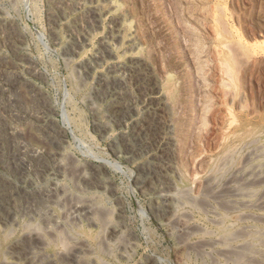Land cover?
Returning <instances> with one entry per match:
<instances>
[{"label":"rangeland","instance_id":"obj_1","mask_svg":"<svg viewBox=\"0 0 264 264\" xmlns=\"http://www.w3.org/2000/svg\"><path fill=\"white\" fill-rule=\"evenodd\" d=\"M57 2L60 12L50 18V9ZM93 9L97 15L92 14ZM0 16L10 26L0 29V66L12 74L20 73L19 87L11 91V100H1L9 108L0 110V215L8 220L6 223L0 218V264L9 256L15 238L20 239L33 229L36 231L32 232L40 230L42 219L38 210L47 203L65 225L57 229L59 235L47 237L46 248L50 252L65 254L69 250L66 237L72 234L87 240L102 259L100 264H144L148 258L155 264H232L238 254L233 249L242 239L238 227L245 222L231 211L223 215L222 225L210 222L215 217L210 204L199 198L212 195L209 184H224L232 180L236 170L247 168L255 150L264 166V0H0ZM49 28L55 29L54 36ZM103 40L109 43V49L104 48ZM87 61L89 67L84 66ZM30 64L36 71L28 69ZM135 68L140 69L134 72ZM153 82L158 83L155 89ZM34 87L47 100L50 109L46 120L53 119V124L43 126L37 133L29 130L28 125L19 124L22 133L5 134L4 125L18 121L14 115L17 108L40 104L31 92ZM156 90L157 95H163L165 104H158L151 97ZM135 121L151 129L139 134ZM56 125L63 132L56 134ZM157 132L159 136L155 138ZM12 140L42 148L43 159L34 160L29 172L19 170ZM54 161L69 163L64 174H57ZM139 161L145 166L143 171L137 168ZM102 165L104 170L95 179L92 175ZM74 171L86 175L87 182L95 179L99 186H89ZM149 175L154 176L160 188L169 184L176 187L169 192L171 212L186 213L196 226L195 232H182L170 219L171 212L152 206ZM145 179L147 188H142L140 183ZM7 185L14 187L11 196L3 194ZM52 188L56 189L59 202L51 203L53 200L44 195ZM182 198L187 199L186 204L181 202ZM77 199L93 200L98 206V225L88 226L69 217V201ZM63 201L68 203L64 205ZM117 202L123 206V227L114 241L108 242L103 230L107 221L115 220L113 210ZM12 217L14 221H10ZM263 223L259 222L262 227ZM128 237L132 248L120 257L118 247ZM218 239L222 240L219 244L214 242ZM212 241L216 250L229 249L230 255H218L216 250L215 253ZM183 242L191 243L187 245L188 251L179 248ZM193 247L199 250L194 251Z\"/></svg>","mask_w":264,"mask_h":264},{"label":"bare ground","instance_id":"obj_2","mask_svg":"<svg viewBox=\"0 0 264 264\" xmlns=\"http://www.w3.org/2000/svg\"><path fill=\"white\" fill-rule=\"evenodd\" d=\"M52 1V0H51ZM101 2V1H100ZM108 3V2H107ZM58 2L53 4L51 9H50V18L51 17H56L57 13L60 12L59 10V6H58ZM80 5V4H79ZM64 7V6H63ZM93 7V6H92ZM109 7V6H108ZM86 8V7H85ZM89 8V7H88ZM97 9V8H96ZM96 9H93L92 10V14H95L97 15V11ZM86 10V9H85ZM106 11V10H105ZM104 11V12H105ZM91 13V12H90ZM92 17V16H91ZM64 18V17H63ZM78 18V17H77ZM116 18V17H115ZM72 19V18H71ZM97 19V18H95ZM55 20V19H54ZM77 20V19H76ZM79 20V19H78ZM115 20V19H114ZM75 21V20H74ZM9 22V21H8ZM2 16H0V29L3 30L4 28H6L7 26H9V23H8ZM104 22V21H103ZM126 22V21H124ZM13 24V22H12ZM11 24V25H12ZM62 24V23H61ZM120 24V23H119ZM122 24V23H121ZM125 24V23H124ZM67 25V24H66ZM77 25V24H76ZM80 25V24H79ZM113 25V23H112ZM115 25V24H114ZM71 26V25H70ZM234 26V25H233ZM12 27V26H11ZM74 27V26H73ZM124 27V26H123ZM235 27V26H234ZM10 28V26H9ZM113 28V27H112ZM12 29V28H11ZM50 29V33L52 36L55 35V29L54 28H49ZM113 30V29H112ZM122 30V28H121ZM120 30V31H121ZM5 31V30H4ZM11 31V30H10ZM72 31V30H71ZM119 31V32H120ZM1 32V31H0ZM7 32V31H6ZM13 32V31H11ZM114 32V31H113ZM8 33V32H7ZM106 33V32H105ZM109 33V32H107ZM238 33V31H237ZM129 34V33H128ZM235 34V33H234ZM6 35V33H5ZM111 35V34H110ZM239 35V34H238ZM9 36V35H8ZM15 36V34H14ZM77 36V35H76ZM119 36V35H118ZM235 36V35H234ZM240 36V35H239ZM242 36V35H241ZM240 36V38H241ZM6 37V36H5ZM75 37V36H74ZM105 37V36H104ZM116 37V35H115ZM120 37V36H119ZM1 38V37H0ZM3 38V37H2ZM15 38V37H14ZM54 38V37H53ZM89 38V37H88ZM239 38V37H238ZM17 39V38H16ZM15 39V40H16ZM22 39V38H21ZM85 39V38H84ZM11 40V39H10ZM19 40V39H18ZM98 40V39H97ZM240 40V39H239ZM73 41H76V40H73ZM86 41V40H84ZM12 42V41H11ZM20 42V41H19ZM22 42V41H21ZM79 42V41H78ZM113 42V41H112ZM244 42H246L244 40ZM5 43V42H4ZM103 46L105 49H107L109 47V43L106 41V40H103L102 42ZM263 43V42H262ZM12 44V43H11ZM77 44V43H75ZM114 44V43H113ZM112 44V45H113ZM248 44V42H247ZM5 45V44H4ZM9 45H10V42H9ZM100 45V44H99ZM101 45V46H102ZM3 46V45H2ZM1 46V47H2ZM17 46V45H16ZM11 47V46H10ZM130 47V46H129ZM252 47V46H251ZM254 47V46H253ZM103 48V50H104ZM98 49V48H97ZM102 49V48H100ZM109 49V48H108ZM253 49V48H252ZM124 50V49H123ZM251 50V49H250ZM69 51V50H68ZM88 51V50H87ZM97 51V50H96ZM101 51V50H100ZM136 52V51H135ZM261 52V51H260ZM112 53V52H111ZM251 53V52H250ZM12 54V53H11ZM18 54V53H17ZM254 54V53H253ZM96 56V55H95ZM26 58V57H25ZM89 58V57H87ZM91 58V57H90ZM17 59H18V56H17ZM24 59V57H23ZM126 59V58H125ZM133 59V58H132ZM138 59V58H136ZM140 59V58H139ZM21 60V59H20ZM86 60V59H85ZM82 61V60H81ZM80 61V62H81ZM128 61H129V57H128ZM137 61V60H136ZM143 61V60H142ZM141 61V62H142ZM139 62V60L137 61ZM10 63V62H9ZM112 63V62H111ZM134 63V62H133ZM146 63V62H145ZM13 64V63H11ZM32 64V63H31ZM30 64V67H28L29 70L31 71H36V68L33 66H31ZM77 64H79V62L77 61ZM115 65V63H112ZM110 64V65H112ZM119 64V63H118ZM132 64V63H131ZM140 64V63H139ZM144 64V63H143ZM91 65V64H90ZM120 65V64H119ZM23 66V65H22ZM84 66H87L89 67V63L87 61V63L85 62ZM92 66V65H91ZM108 66V65H107ZM137 66V65H136ZM140 67V66H139ZM144 67V66H143ZM146 67V66H145ZM9 68V67H8ZM19 68V66H18ZM108 68V67H107ZM114 68V67H113ZM123 68V67H122ZM126 68V67H125ZM130 68V67H129ZM24 69V68H23ZM84 69V68H83ZM109 69V68H108ZM111 69V68H110ZM124 69V68H123ZM140 69V68H139ZM139 69H134L133 71L136 72L137 70ZM122 70V69H121ZM132 70V68L130 69ZM141 71V70H140ZM29 72V71H28ZM33 73V72H32ZM100 73V72H99ZM123 74V73H122ZM143 74V73H142ZM38 75V74H37ZM99 75V74H98ZM102 75V74H100ZM99 75V77H100ZM129 75V74H128ZM132 75V74H131ZM145 75V73H144ZM143 75V76H144ZM135 76V75H134ZM140 76V75H139ZM147 76V75H146ZM137 77V76H136ZM141 77V76H140ZM149 77V76H148ZM154 77V76H153ZM19 78H20V73L17 71H14V73L12 74L11 72H9V70L5 67V66H0V110L1 108H5L4 110H7L8 111V108L9 106L6 105L8 103H3L1 102L2 98H5V100L7 102H9L11 100V96H13V94L11 95V91L18 88V83L20 82L19 81ZM102 78V77H101ZM104 78V77H103ZM109 79V78H108ZM140 79V78H139ZM152 79V78H151ZM154 79V78H153ZM102 80V79H101ZM113 80V79H111ZM121 80V79H120ZM156 80V79H155ZM23 81V80H22ZM24 81H27V80H24ZM110 81V80H109ZM114 81V80H113ZM153 81V80H152ZM30 84V83H28ZM156 84L158 83H155L153 82V85H154V89L157 88ZM32 85V84H31ZM25 86V85H24ZM146 86V85H145ZM36 87V86H35ZM32 88L31 89V92L36 95L38 102L40 103L39 105H34L36 106V108L31 107V108H23V109H18L16 110V113L14 114L15 116H17V122L16 123H13L12 121L9 122V123H6V125H4V132L5 134L9 135V136H13L15 134H17L18 132H20L21 130V127H19V124L22 126L24 125H28L29 126V130H32L33 133H37L39 131H41L42 129H44L45 126L47 125H51L53 124V119H52V122L51 121H47L46 120V113L47 111H49L50 109V106L48 105V103L45 101V99H43V97H41L40 94L42 93H38L39 91H37L36 89ZM143 87V86H142ZM159 87V86H158ZM172 87V86H171ZM31 88V87H30ZM152 88V89H153ZM150 90V89H148ZM17 91V90H16ZM16 94V93H15ZM30 94V93H29ZM154 94L156 95H151V97L154 98V100H157L158 104L160 103H164L165 104V101H164V97L163 95H161V93H159L157 95V90L154 91ZM11 95V96H10ZM20 95V94H19ZM18 95V96H19ZM32 95V96H34ZM30 97V96H29ZM35 97V96H34ZM30 99V98H29ZM33 99V97H32ZM23 100V99H22ZM41 100V102L39 101ZM152 100V101H154ZM4 101V100H3ZM15 101V100H13ZM24 101V100H23ZM22 101V102H23ZM150 101V100H149ZM14 103V102H13ZM17 103V102H16ZM20 103V101H19ZM148 103V102H147ZM167 103V102H166ZM154 104V103H153ZM168 104V103H167ZM15 105V104H14ZM30 105V104H29ZM151 105V104H150ZM11 106V105H10ZM16 106H19V105H16ZM26 106V105H25ZM164 106V105H163ZM161 106V107H163ZM13 107V106H11ZM27 107V106H26ZM30 107V106H29ZM149 107V106H148ZM15 108V106H14ZM151 109V108H150ZM155 109H158V108H155ZM165 109V108H164ZM13 110V109H12ZM6 111V112H7ZM15 112V111H14ZM148 112V111H147ZM10 113V112H9ZM3 114V113H2ZM151 114V113H149ZM148 115V114H147ZM154 115V114H153ZM9 116V114H8ZM12 116V115H11ZM150 116V115H149ZM143 118V117H142ZM151 118V116H150ZM137 119V118H136ZM135 119V120H136ZM155 119V118H154ZM16 120V119H15ZM51 120V119H50ZM143 120V119H142ZM3 121V120H2ZM6 121V119H5ZM8 121V119H7ZM134 121V119H133ZM141 121V120H140ZM151 121V119H150ZM159 121V120H158ZM15 122V121H14ZM122 122V121H121ZM143 122V121H142ZM153 122V120H152ZM155 122V121H154ZM153 122V123H154ZM27 123V124H26ZM136 123V121L134 122V124ZM152 123V124H153ZM157 123V121H156ZM151 124V123H150ZM160 124V123H158ZM6 126V127H5ZM44 126V127H43ZM148 126H149V123H148ZM151 126V125H150ZM48 127V126H47ZM137 127V132L139 134L143 133L145 131L146 133V130L147 129H151V128H147V126H145L144 124H141V123H136V126ZM153 127H157V126H153ZM2 128V129H3ZM27 128V126H26ZM28 129V128H27ZM52 129V128H51ZM154 129V128H153ZM54 130V129H53ZM65 130V128H64ZM156 130V129H154ZM160 130V128H159ZM30 131V132H32ZM50 131V130H49ZM150 131V130H149ZM162 131V130H161ZM48 132V131H47ZM55 132H57L56 134L58 133H61L63 132V129L61 126L59 125H56L55 127ZM65 132V131H64ZM148 132V131H147ZM2 133V132H1ZM22 133V132H20ZM19 133V134H20ZM48 134V133H47ZM121 134V133H120ZM148 134V133H147ZM150 134V133H149ZM148 134V135H149ZM154 134V133H153ZM3 135V134H2ZM6 135V136H7ZM26 135V134H25ZM51 135H54V134H51ZM125 135V134H124ZM123 135V138H125ZM127 135V134H126ZM125 135V136H126ZM23 136V135H21ZM32 136V135H31ZM34 136V135H33ZM42 136V134H41ZM159 136V132H157V134L155 133V138H157ZM3 137V136H2ZM15 137V136H14ZM29 137V136H28ZM44 137V136H43ZM152 137V136H151ZM162 137V136H161ZM160 137V138H161ZM7 138V137H6ZM13 138V137H12ZM11 138V139H12ZM27 138V137H26ZM38 138V137H37ZM150 138V136H149ZM154 138V139H155ZM159 138V139H160ZM8 139H10L8 137ZM17 139H18V136H17ZM22 139V138H21ZM33 139V138H32ZM43 139V138H42ZM4 140V139H3ZM27 140V139H26ZM35 140V139H34ZM33 140V141H34ZM48 140V139H47ZM30 141V140H28ZM38 141V140H37ZM41 141V140H40ZM46 141V140H45ZM149 141H152L149 140ZM254 141V140H253ZM57 142V141H56ZM164 142V140H163ZM166 142V141H165ZM255 142V141H254ZM8 143V142H7ZM6 144V143H5ZM12 144H13V147L14 149L16 150V153L15 155L13 156L14 158L17 159V162H18V166H19V170H24V171H28L29 167H31L32 165V162H34V160H40V159H43V151L40 149V147H36V146H32L31 144L26 143L24 141H15L13 142L12 140ZM1 145V143H0ZM165 145V144H164ZM2 146V145H1ZM0 146V147H1ZM255 147V146H254ZM253 147V148H254ZM252 150H255L253 149ZM9 149V148H8ZM12 149V148H11ZM47 149V148H46ZM61 149V148H60ZM64 149V148H63ZM2 150V149H1ZM62 150V149H61ZM6 151V150H5ZM46 151V150H45ZM1 153V151H0ZM7 153V152H6ZM10 153V152H8ZM52 153H54L52 151ZM61 153V152H60ZM249 153V152H248ZM4 154V153H3ZM12 154V153H11ZM8 155V154H7ZM59 155V154H58ZM65 155V154H64ZM156 156V155H155ZM57 157V156H56ZM9 158V157H7ZM11 158V157H10ZM3 159V157H2ZM59 159V157H58ZM63 159V158H62ZM1 160V159H0ZM249 160H252L251 161V164L245 168V169H238L236 170V172L234 173L233 177H232V180H229V181H225V183L223 184L222 187H220L221 185H218V184H214V185H211L209 184L210 186V190L212 191V195H207V196H203L202 198H199V199H203L205 202H208L210 204V208L212 209L213 213H214V218L213 220L211 219L210 222L214 221L215 223L217 224H221L223 223L224 221V218H223V215L226 213V212H236L235 215L237 214L239 219L240 220H243L245 223L242 225V227H238V230H240V238H242L240 240L239 243H237V245H235L234 247V251H237V255H236V259H234V262L232 264H264V227H262L259 222L260 221H263L264 222V166L262 164V161H261V156H260V153L259 151L257 152L256 150L254 152H252L250 154V157H249ZM4 161V160H3ZM63 161V160H62ZM162 161V160H161ZM247 161V160H246ZM5 162H8L7 159ZM15 162V161H14ZM13 162V163H14ZM54 168L56 169V171L58 172L57 174L59 173H65L66 170H67V167L66 165L69 164L67 162V164L65 165L63 162H56L54 161ZM9 163V162H8ZM154 163V162H153ZM156 163V162H155ZM2 164V163H0ZM16 164V163H15ZM73 164V163H72ZM89 164V163H87ZM151 164V163H150ZM159 164V163H158ZM47 165V164H45ZM101 165V164H100ZM156 165V164H155ZM243 165V164H242ZM81 166V165H80ZM92 166V165H91ZM97 166V165H96ZM244 166V165H243ZM11 167V166H10ZM69 167V165H68ZM75 167V166H74ZM73 167V168H74ZM95 167V166H94ZM147 167V166H146ZM166 167V166H165ZM12 168V167H11ZM17 168V167H16ZM36 168V167H35ZM80 168V167H78ZM138 170L139 168L140 171H143V169H145V166L142 162L139 161V164L137 166ZM10 169V168H9ZM46 169V168H45ZM81 169V168H80ZM84 169V167L82 168ZM89 169V168H88ZM98 169V170H97ZM97 169L96 174H93L92 176L97 177L98 179V176H99V171L100 170H104L103 168V165L102 166H99ZM149 169V167H148ZM7 170V169H6ZM71 170V169H70ZM74 170V169H72ZM151 170V169H150ZM168 170V169H167ZM33 171V169L31 170ZM36 171V170H35ZM41 171V170H39ZM38 171V172H39ZM46 171V170H45ZM92 171V170H90ZM160 171V170H159ZM162 171V170H161ZM29 172V171H28ZM47 172V171H46ZM72 172V171H71ZM70 172V174H71ZM77 173V176L80 180H82L83 182H87L86 181V175L82 174L81 171L80 172H77V171H74ZM95 172V171H94ZM93 172V173H94ZM103 172V171H102ZM149 172V171H148ZM156 172V171H155ZM35 173V172H34ZM42 173V171H41ZM92 173V172H91ZM90 173V174H91ZM160 173V172H159ZM12 174V173H11ZM74 174V173H73ZM103 174V173H102ZM158 174V173H157ZM40 174H38L39 176ZM45 175V174H44ZM75 175V174H74ZM163 175H165L163 173ZM162 176V175H161ZM167 176V175H166ZM212 176V175H211ZM67 177H69V175H67ZM165 177V176H164ZM213 177V176H212ZM1 178V177H0ZM30 178V177H28ZM90 178V177H89ZM92 178V177H91ZM139 177H137L138 179ZM154 176L152 175L150 177L149 175V179H148V186L151 187L152 189V195H153V200H152V206L158 208V207H162V209L164 211H167L168 213L171 212L173 209L171 208V200H172V196L171 194L169 193L172 189V187L169 186L165 188H160L158 187L160 184H158L157 182H154L155 180L153 179ZM10 179V178H9ZM37 179V178H36ZM94 179V181H90V182H87L89 183V186L90 185H96V180ZM92 180V179H91ZM135 180V179H134ZM141 180V179H140ZM207 180V179H206ZM205 180V181H206ZM17 181V180H16ZM89 181V180H88ZM101 181V180H100ZM138 181V180H137ZM171 181V180H170ZM11 182V181H10ZM82 182V183H83ZM98 182V181H97ZM136 182V181H135ZM221 182V181H220ZM33 183V182H32ZM164 183V182H163ZM5 184V183H4ZM172 184V182H171ZM174 184V183H173ZM99 186V183L97 184ZM96 185V186H97ZM102 185V184H101ZM138 185V184H137ZM17 186V185H16ZM53 187L55 186L52 185ZM51 186V187H52ZM140 186L142 188L146 187L147 188V181L145 179V181L142 183H140ZM139 186V187H140ZM37 187V186H36ZM58 187V186H57ZM102 187H105L102 186ZM212 187V188H211ZM27 188V187H26ZM65 188V186H64ZM174 188V187H173ZM176 188V187H175ZM174 190H177L175 189ZM14 187L12 185H7L3 188V194H6V195H9L11 196L12 192L14 191L13 190ZM24 189V188H23ZM51 189V188H50ZM53 189V188H52ZM63 189V188H62ZM67 189V186L66 188ZM150 189V190H151ZM182 189V188H181ZM56 189H53L52 191L51 190H47L45 191L44 195H46L47 199L50 201V198L53 200L51 201L55 203V201L57 202L59 199H58V194H57V191H55ZM140 190V189H139ZM183 190V189H182ZM187 191V190H186ZM205 190H203L204 192ZM207 191V190H206ZM22 192V191H21ZM25 192H27L25 190ZM184 192V191H182ZM37 193V192H36ZM60 193V192H58ZM70 193V192H69ZM182 194V193H181ZM185 194V192H184ZM70 195V194H69ZM186 195V194H185ZM188 195V193H187ZM198 196V195H197ZM73 197V196H72ZM86 197V196H85ZM174 197V195H173ZM180 197V195H179ZM26 198V197H24ZM54 198V199H53ZM74 198V197H73ZM193 198V197H192ZM46 199V200H47ZM63 199V197H62ZM34 200V199H33ZM45 200V201H46ZM65 200V199H64ZM186 198H182L181 199V202L183 204H186ZM200 200V201H201ZM202 200V201H203ZM1 201V200H0ZM193 201V200H192ZM191 201V202H192ZM201 201V202H202ZM203 201V202H204ZM59 202V201H58ZM67 202V201H66ZM65 201H63L62 203H64V205L66 204ZM69 207H68V211H70V214L71 216L69 217H72L75 221V219H80V222H85L88 226H93L95 224H97V209H96V204L93 202V200H75V201H69ZM122 202V201H121ZM121 202H117V206L115 208V210H113L114 212V218L115 220L114 221H107V224L105 227V230L104 231V234H105V231L109 237V241L108 242H111V240L114 241V239L117 237V235L119 233H121V229L123 227V224L121 223V215H122V212H123V206H122V203ZM180 202V201H179ZM31 203V202H30ZM33 203V202H32ZM50 203V204H51ZM68 203V202H67ZM189 203V202H188ZM192 203H195V202H192ZM7 204V203H6ZM13 204V203H12ZM3 205V204H2ZM44 205V204H43ZM199 205V204H198ZM207 205V204H206ZM6 207H9L8 205H5ZM29 206V205H28ZM44 209H39L38 211L40 212V215L39 217H41L40 219H42L41 223L42 225L40 226V230L38 228L37 232H32V231H36L34 230L33 228H35V226L33 225V230L32 231H29V232H26V234L20 238V239H17L15 238V241L12 243V245L10 246V250L8 253L9 256H5L3 258V261H2V264H59L58 261L59 260H67V263L71 262L70 264H100L99 262L102 261V259L100 260L99 256L97 255V253L95 252V249L87 242V240L85 239H80L78 238V236H73L72 234H69L66 240V238H64L67 242V244L69 245L68 246V251L65 252V254H60V252H63V251H58V252H55V251H48L46 246L48 245L49 241L47 240V237H53L56 235V233H58V231L60 230V228L62 226H65L63 224L62 221H60V217H57L53 214L52 212V209L49 207V204H45L44 205ZM58 206V205H57ZM174 206V204H173ZM179 206V205H178ZM187 206V205H186ZM11 207V206H10ZM38 207V206H37ZM40 207H42L40 205ZM59 207V206H58ZM61 207V206H60ZM59 207V208H60ZM194 207V206H193ZM196 207V206H195ZM200 207V205H199ZM204 207V206H203ZM202 207V208H203ZM98 208V206H97ZM105 208V207H104ZM184 208V206H183ZM187 208V207H186ZM209 208V206H208ZM37 209V208H36ZM159 209V208H158ZM177 209V208H176ZM194 209V208H193ZM206 209V208H204ZM20 210V209H19ZM26 210V209H25ZM30 210V209H29ZM33 212L36 211L35 208H32ZM192 210V209H191ZM202 209L200 208L199 211H201ZM110 211V210H109ZM109 211H102V212H105V213H108ZM175 211V210H174ZM185 211V210H184ZM198 211V210H197ZM194 210V212H197ZM210 211V210H209ZM208 211V212H209ZM31 212V211H29ZM162 212V211H161ZM193 211H191L192 213ZM207 212V211H206ZM1 213V212H0ZM19 213V212H18ZM101 213V212H100ZM112 213V212H111ZM155 213V212H154ZM172 213V212H171ZM169 213V214H171ZM177 214L173 215L172 213V216L170 219H172L175 223H177L180 228V230L182 232H185V233H189L190 231V234L192 233V231H194L196 229V226L195 224H193V221H191V219L189 218V216L186 214V213H178L176 212ZM189 213V212H188ZM204 213V212H202ZM3 214V213H2ZM34 214V213H33ZM102 214V213H101ZM109 214V213H108ZM190 214V213H189ZM194 214V213H193ZM211 214V213H209ZM227 214V213H226ZM225 214V215H226ZM5 215V214H4ZM10 215V214H9ZM192 215V214H190ZM228 215V214H227ZM20 216V215H19ZM100 216V215H98ZM167 216V214H166ZM195 216V215H194ZM194 216H192L194 218ZM22 217V216H20ZM30 217V216H28ZM38 217V218H39ZM105 217V215L103 216V218ZM191 217V216H190ZM207 218V216H205ZM209 217V216H208ZM210 217V218H211ZM229 217V216H228ZM0 218L1 221H4L6 223H8V220L7 218H5L3 215H0ZM17 218V217H16ZM32 218V217H31ZM168 218V217H167ZM166 218V219H167ZM29 219V218H28ZM106 219V218H105ZM104 219V220H105ZM209 219V218H208ZM238 219V218H236ZM15 219H12L10 221H14ZM65 220V218H64ZM63 220V221H64ZM101 220V219H100ZM171 220V221H172ZM210 220V219H209ZM234 221V220H233ZM28 222V221H27ZM31 222V221H30ZM66 222V221H65ZM69 222V221H68ZM101 222L103 223H106L105 221H102ZM100 222V223H101ZM172 222V223H174ZM236 222V221H235ZM40 223V224H41ZM70 223V222H69ZM72 223V221H71ZM101 223V225H102ZM195 223V222H194ZM3 224V223H2ZM33 224V223H32ZM31 224V225H32ZM38 224V223H37ZM67 224V222H66ZM170 225H172L171 223H169ZM234 224V223H233ZM264 224V223H263ZM29 225V224H28ZM69 225V224H68ZM81 225V224H80ZM98 225V224H97ZM198 225V224H197ZM236 225V224H234ZM3 226V225H2ZM78 226V225H76ZM202 226V224H201ZM220 226V225H219ZM6 227V226H5ZM3 227V228H5ZM38 227V226H37ZM168 227V226H167ZM201 228V227H200ZM217 228V227H216ZM240 228V229H239ZM30 229V228H28ZM36 229V228H35ZM58 229V231H57ZM62 229H65V228H62ZM171 229V228H170ZM169 229V230H170ZM178 229V228H177ZM199 229V228H198ZM224 229V228H223ZM11 230V228H10ZM13 230V229H12ZM15 230V229H14ZM77 230V228H76ZM168 230V231H169ZM202 230V228H201ZM198 231V232H201ZM206 230V229H204ZM202 230V231H204ZM237 230V229H236ZM26 231V230H25ZM56 231V232H55ZM67 231V229H66ZM98 231V230H97ZM100 231V230H99ZM178 231V230H177ZM8 232V231H7ZM65 232V230H64ZM101 232V231H100ZM195 232V231H194ZM197 232V231H196ZM209 232V231H208ZM211 232H215V231H211ZM217 232V231H216ZM225 232V231H224ZM232 232V231H231ZM239 232V231H238ZM75 233V232H74ZM175 233V232H174ZM210 233V232H209ZM227 233V232H226ZM229 233V232H228ZM234 233V232H233ZM8 234V233H7ZM60 234V232L58 233V235ZM77 234V232H76ZM98 234V233H97ZM182 234V233H181ZM194 234V233H193ZM206 234V233H205ZM198 235V234H197ZM203 235V234H202ZM217 235V234H216ZM222 236V233L220 234ZM66 236V235H64ZM128 236V235H127ZM130 236V235H129ZM179 236V235H178ZM183 236V235H181ZM187 235H185L184 237L186 238ZM218 236V235H217ZM224 236V235H223ZM101 237V236H99ZM197 237V236H196ZM208 237V236H207ZM212 237V236H211ZM54 238V237H53ZM59 238V236H58ZM102 238V237H101ZM107 238V237H106ZM105 239V242L107 243V240ZM181 238V237H180ZM188 238V237H187ZM203 238V236H202ZM213 238V237H212ZM216 238V236H215ZM214 238V239H215ZM219 238V237H218ZM95 239V237H94ZM193 239V238H192ZM210 239V237H209ZM220 239V238H219ZM219 239L217 241H214V242H219L222 240L219 241ZM225 239V238H224ZM244 239V240H243ZM246 239V240H245ZM125 240V239H124ZM186 240V239H185ZM197 240V239H196ZM207 240V239H206ZM213 240V239H212ZM250 240V241H249ZM53 241V239H52ZM102 241V240H101ZM191 241V240H190ZM199 241H202V240H199ZM204 241V240H203ZM225 241V240H224ZM246 241H249V243H247ZM252 241V243H251ZM55 242V240L53 241ZM63 242V241H61ZM65 242V241H64ZM98 242V239L96 241V243ZM121 242V241H120ZM182 242V241H181ZM188 242V241H187ZM206 242V241H205ZM208 242V241H207ZM213 241L211 242L212 243V247L213 249L212 250H216L214 248L215 246V243ZM51 243V242H50ZM115 243V242H114ZM119 243V242H118ZM180 243V241H179ZM192 243H195V242H192ZM11 244V243H10ZM104 244V243H103ZM110 244V243H109ZM132 240H130V237H128V239L124 242V244L121 246V247H118L120 250H121V254L120 257L122 256H125V253H127L131 248H132ZM191 244V243H190ZM190 244L188 243H185L183 242L179 248L180 249H185L187 248V245L190 246ZM202 244V243H201ZM224 244V243H223ZM250 244V245H249ZM105 245V244H104ZM112 245V244H111ZM115 246L117 244H114ZM112 245V246H114ZM196 245V244H195ZM221 245V244H220ZM230 245V244H229ZM64 246L66 247V243L64 244ZM108 246V245H107ZM110 246V245H109ZM119 246V245H118ZM193 246V245H192ZM191 246V247H192ZM199 246V245H198ZM205 246V245H204ZM208 246V244H207ZM227 246V245H225ZM63 247V246H62ZM64 247V248H65ZM105 247V246H104ZM177 247V246H176ZM203 247V245H202ZM211 247V248H212ZM231 247V246H230ZM233 247V246H232ZM63 248V249H64ZM97 248V247H96ZM110 248V247H109ZM113 248V247H112ZM177 249V250H180V249ZM190 248V247H189ZM194 248V247H193ZM66 249V248H65ZM100 249V248H99ZM202 249V248H201ZM209 249V248H208ZM207 249V252H209ZM219 249V248H218ZM226 248H221V251L220 250H216L218 255L219 253L220 254H223V253H227L229 252L230 250L226 249ZM61 250V249H59ZM101 250V249H100ZM99 250V251H100ZM105 250V248H104ZM108 251V249H106ZM105 250V251H106ZM110 250V249H109ZM193 250V249H192ZM195 250H199L198 249H195L194 248V251ZM115 251V250H114ZM186 251V250H184ZM187 251H188V248H187ZM190 251V250H189ZM206 251V250H204ZM213 251V252H214ZM215 251V253H216ZM101 252V251H100ZM119 252V251H118ZM178 251H176L177 253ZM109 253V252H108ZM199 253V252H198ZM212 253V252H211ZM232 253V252H231ZM234 253V252H233ZM104 254V253H103ZM179 254V253H178ZM203 254H206L203 253ZM122 255V256H121ZM180 255V254H179ZM226 255V254H225ZM230 255V252L229 254ZM150 256V255H149ZM201 256V255H200ZM223 256V255H222ZM209 257V256H208ZM60 258V259H59ZM116 258V257H114ZM182 258V257H181ZM184 258V257H183ZM216 258V257H215ZM59 259V260H57ZM204 259V258H203ZM231 260V258H229ZM145 260V259H144ZM147 260V259H146ZM186 260V259H184ZM218 260V257L217 259ZM104 261V260H103ZM109 261V260H108ZM183 261V259H182ZM227 261V260H226ZM233 261V260H232ZM60 262V261H59ZM113 262V261H112ZM224 262V261H223ZM68 263V264H69ZM102 263V262H101ZM231 263V262H230ZM144 264H155L154 260L152 258H148V261L147 263H144ZM225 264V263H224ZM227 264V263H226Z\"/></svg>","mask_w":264,"mask_h":264}]
</instances>
